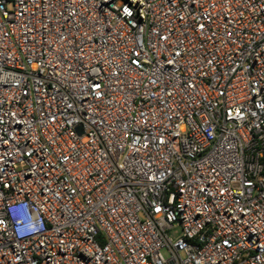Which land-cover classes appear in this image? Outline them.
<instances>
[{
    "label": "built area",
    "instance_id": "1",
    "mask_svg": "<svg viewBox=\"0 0 264 264\" xmlns=\"http://www.w3.org/2000/svg\"><path fill=\"white\" fill-rule=\"evenodd\" d=\"M0 264H264V0H0Z\"/></svg>",
    "mask_w": 264,
    "mask_h": 264
}]
</instances>
